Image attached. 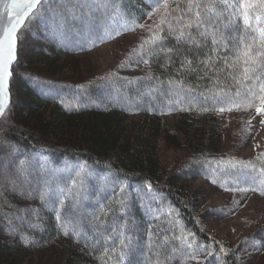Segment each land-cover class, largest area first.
I'll use <instances>...</instances> for the list:
<instances>
[{"label": "trees", "instance_id": "1", "mask_svg": "<svg viewBox=\"0 0 264 264\" xmlns=\"http://www.w3.org/2000/svg\"><path fill=\"white\" fill-rule=\"evenodd\" d=\"M165 2L172 6V0H160L161 4ZM111 4L114 7L92 25L91 32L80 24H74L66 29L63 38L57 39L48 34L47 28V22L60 9V4L52 0L51 8L46 6L42 15L31 20L30 28L39 41L24 50L25 56L21 55V30L24 27L20 30L18 59L13 67L10 86L11 104L0 121V132H4L5 139L17 148L32 154H43L55 168L67 169L69 175L62 179L65 187L80 169L91 172L92 178L85 180L84 196L87 199L81 201L83 208L89 212L99 211L98 202L105 209H118L119 201L123 198V187L132 201L131 220L135 221V239L140 245L132 256V264H157L174 247L179 248L180 252L173 254L175 258L172 264H179L191 251L184 246L185 241L192 244L193 240L212 245L215 252L224 258V264H233L232 254L222 252L218 243L203 231L197 218L195 200L183 186L184 180L177 172L164 173L158 160V143L172 139L163 116L181 114L179 129L183 142L180 140L175 147L183 149L187 162L195 167L209 162L206 158L211 154L207 150L214 144L215 128L212 126L209 132L210 126L201 123L200 117L215 112L205 113L200 109L211 105L202 100L189 105L183 89H174L178 95L171 97V107L158 92L154 93L157 99L153 100L146 93L154 86V81L129 85L124 80H118L109 86L97 78L82 80L71 74H61L62 69L69 67L67 62L70 56L92 49L89 46L91 42L105 36V33L115 35L117 31L121 34L130 31L126 29L141 24L147 13L156 6L154 0H111ZM160 34L164 35L163 32ZM107 40L110 39L105 37L103 42ZM165 44L168 48L189 47L183 39L177 43L175 36H169ZM187 58L194 59L191 55ZM203 58L201 52L200 59ZM163 61L162 55L151 59L149 74L161 80L183 79L185 86L199 85L197 92L211 87L209 80L198 81L196 74L187 71L178 73L179 59L167 69L160 66ZM159 91L167 92V85ZM177 101L180 102L179 107L191 106L194 110L177 111ZM227 102V98H224V103L217 107H223ZM3 151L7 153L10 148ZM149 182L153 186L151 190L146 187ZM3 195L18 208L32 206L39 209L42 219L33 221L39 225L35 228L30 227L29 223L28 226H21L13 219V225L20 229L15 236L8 234V223L0 219V264H17L14 258L21 257L25 247L33 248L32 245L55 247L61 256L69 254L65 264H116L115 256L103 255L105 246L112 247L105 245L104 240L108 235H114L111 225L119 222L116 217L110 216L107 230L97 233L87 220L82 219L81 213L72 210V200L68 199L63 212L64 227L61 228L51 204L45 208L39 199H26L8 191ZM153 202L159 203V206L166 203L174 212L171 211L169 216L170 212H164L166 208L156 210ZM149 206L151 212H147ZM4 211L12 213L15 209L5 208ZM119 219L122 220V217ZM149 224L157 233L156 247L151 251L147 240ZM77 229L81 233L79 240L75 236ZM65 231L69 235H64ZM21 235L27 236L32 243L25 245L20 239ZM97 240L100 242L96 243ZM71 243L81 250L71 252V248L66 247Z\"/></svg>", "mask_w": 264, "mask_h": 264}, {"label": "snow or ice", "instance_id": "2", "mask_svg": "<svg viewBox=\"0 0 264 264\" xmlns=\"http://www.w3.org/2000/svg\"><path fill=\"white\" fill-rule=\"evenodd\" d=\"M56 2L60 4V9L47 22V28L48 34L57 39L63 38L66 29L74 24H80L91 32L92 25L114 7L111 0H56ZM51 3L52 0H0V118L6 116L10 99L9 82L13 76V65L17 61L18 32L22 27H26V19L31 21L33 17L42 15L46 6L51 8ZM154 4L156 6L153 11L147 15L151 18L153 14L160 13L161 9L164 10V15L161 16L160 23L154 26L137 25L145 28L151 35L148 39L140 41L139 45L129 53V59L135 56L138 58L136 63L149 65L151 59L162 55L164 61L160 66L165 69L174 65L179 59L178 73L187 71L189 74H196L198 81L207 79L211 87L197 92L199 85L185 86L183 79L161 80L151 74L128 78L110 73L97 79L109 86L114 85L118 80H124L129 85L154 81V86L146 94L156 100L157 96L154 93L158 92L170 107L173 105L171 97L178 95L174 89H183L188 96L189 105L198 104L201 100L211 105L200 109L205 113L212 111L222 114L232 112L233 109L245 112L254 110L255 115L246 121L248 127L245 131L249 134L253 127L252 120L256 116L261 118L259 123L264 125V0H238V2L237 0H172L171 7L167 2L161 4L160 0H154ZM162 32L164 35L160 34ZM120 34L119 31L115 32V35L111 32L105 33V36L99 37L89 46L94 47L97 42L102 43L105 37L114 39ZM169 36H175L177 43L183 39L189 47L187 49L166 47L165 42ZM201 52L203 59H200ZM189 55L194 59H188ZM194 63L195 67H193ZM126 66L131 65L125 63L120 65L121 68ZM165 85L167 92L159 91ZM224 98L228 100L226 105L217 107L218 104L224 103ZM179 103L176 102L177 111L194 110L191 106L181 108L178 106ZM5 135L4 132H0V201H2L0 219L8 223V234L15 236L20 232L19 228L13 226V219L18 224L29 223L30 227L35 228L39 225L33 221H39L42 217L40 210L35 207L18 208L12 205L4 197L5 191L17 193L26 199H39L45 208L51 204L61 228L64 227L65 201L71 199L72 210L81 213L82 219L87 220L97 233L107 230L110 216L119 220L118 223L111 225L114 235L110 234L104 240L105 245L112 247L105 246L103 255L115 256L116 264H132V256L140 249V245L135 239L137 230L135 221L131 220L132 201L128 199L125 189L121 187L123 198L119 201L118 209L113 207L105 209L98 202L99 211L89 212L83 208L81 201L87 199L84 196L85 180L92 178L91 172L80 169L68 181V187H65L62 179L69 175L67 169L55 168L43 154H32L17 148L5 139ZM255 147L262 149L255 162L235 160L233 164L232 160H229L228 163L233 168H238L241 173L258 172L264 176V145L257 144ZM5 148H10V151L5 153L3 151ZM146 187L151 190L153 186L149 182ZM233 190L256 191L254 188ZM260 194L264 195V191ZM141 203L143 204V201ZM5 208H13L15 211L9 213L4 211ZM147 212H151L150 206ZM121 217L122 220L119 219ZM64 235L69 233L65 231ZM75 236L78 240L81 238L78 229L75 231ZM156 236L157 233L149 224L147 240L150 251L156 247ZM20 239L25 245L32 243L27 236L21 235ZM164 239L167 241L168 238ZM244 242H247V238ZM184 246L191 250L189 256L196 261V264H211L215 255L211 245L193 249V245L185 241ZM251 248L264 249V239L253 241ZM220 250L225 251L223 246ZM179 252V248H172L171 253L164 260H158L157 264H172L175 258L173 254ZM227 252L233 256V264H244V259L250 255L248 249H244V254L241 256L239 247L228 249ZM198 256H203V259H198Z\"/></svg>", "mask_w": 264, "mask_h": 264}, {"label": "rangeland", "instance_id": "3", "mask_svg": "<svg viewBox=\"0 0 264 264\" xmlns=\"http://www.w3.org/2000/svg\"><path fill=\"white\" fill-rule=\"evenodd\" d=\"M163 15L164 10L161 9L160 13L153 14L151 18L147 15L141 24L149 26L159 24ZM31 24L32 21L28 20L26 27L21 30L22 56L26 48L28 49L29 46L39 41L32 33ZM132 29L134 30L99 43L92 49L70 56L67 62L69 67L62 69L61 74L63 76L71 74L82 80L96 79L110 73L128 78L149 74V65L136 63L138 58L135 56L129 59V53L139 45L142 39H148L151 33L138 26ZM122 63L131 66L121 68ZM254 115V110L245 112L235 109L222 114L218 112L202 114L201 123L210 126L209 132L212 126L215 128L212 138L214 144L207 150V153L211 154L210 159L206 158L209 162L205 165L193 166L187 162L184 150L175 147L180 140L183 142L179 129L181 114L163 116L171 130L172 139L158 143V160L161 169L166 174L177 172L184 180L183 186L195 200L197 218L203 231L218 243L219 248L223 246L225 251L239 247L240 255L243 256L244 249H248L250 255L244 259V264H264V249L253 250L251 248L253 241L264 239V195L260 194L264 191V176L258 172L241 173L228 161L232 160L233 164L235 160L255 162V158L262 150L255 147L257 144L264 145V125L259 123L261 118L256 116L252 120L251 134L245 131L248 127L246 121ZM210 160H212L211 163ZM236 188H254L256 191H234L233 189ZM157 196L160 198L159 195ZM153 207L156 210L161 207L166 208L164 212H170L169 216L174 212L172 208H168L169 205L166 203L164 206H159V203L153 202ZM21 226H28V223H23ZM245 238H247L246 243ZM191 243L193 249L208 245L195 240ZM32 246L33 248L25 247L23 255L14 258L17 259V264H65L69 256V254L61 256L55 247L52 249L45 245ZM66 247L71 248V252L81 250L73 243ZM197 258L202 260L203 256ZM224 263V258L220 256V253L215 252L211 264ZM179 264H196V261L187 255Z\"/></svg>", "mask_w": 264, "mask_h": 264}, {"label": "water", "instance_id": "4", "mask_svg": "<svg viewBox=\"0 0 264 264\" xmlns=\"http://www.w3.org/2000/svg\"><path fill=\"white\" fill-rule=\"evenodd\" d=\"M26 21H27V19H26ZM26 21H25V23H26ZM5 23H6V19H5ZM22 28H23V27H22ZM22 28H21V29H22ZM19 32H20V30H19ZM19 32H18V35H19ZM18 37H19V36H18ZM18 47H19V41H18ZM18 47H17V59H18ZM15 63H16V62H15ZM15 63H14V65H15ZM14 65H13V67H14ZM12 70H13V69H12ZM11 79H12V77H11ZM11 79H10V82H9V93H10ZM10 104H11V93H10V99H9V101H8V107H7V109H6V112H7L8 108H9ZM1 119H2V118H0V121H1Z\"/></svg>", "mask_w": 264, "mask_h": 264}]
</instances>
